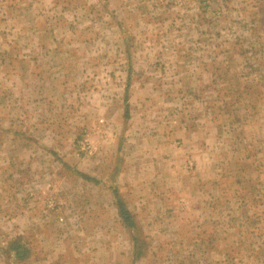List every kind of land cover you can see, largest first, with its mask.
Instances as JSON below:
<instances>
[{
	"label": "rangeland",
	"instance_id": "obj_1",
	"mask_svg": "<svg viewBox=\"0 0 264 264\" xmlns=\"http://www.w3.org/2000/svg\"><path fill=\"white\" fill-rule=\"evenodd\" d=\"M251 2L0 0V264L14 236L15 264H264L242 241L264 239ZM227 159L235 196L212 184Z\"/></svg>",
	"mask_w": 264,
	"mask_h": 264
},
{
	"label": "crops",
	"instance_id": "obj_2",
	"mask_svg": "<svg viewBox=\"0 0 264 264\" xmlns=\"http://www.w3.org/2000/svg\"><path fill=\"white\" fill-rule=\"evenodd\" d=\"M252 3V6L254 7V11H255V8H256V11L257 8H259L261 6V3L264 5V0H253ZM249 4V3H248ZM250 5V4H249ZM259 13V12H258ZM257 12H252L250 14V16H252L250 22H255V20H257V15H258ZM229 159H227L225 162H222V165L221 167L219 168V176L217 177L216 180H213L212 181V184L216 185V189L217 190V193L220 194L221 196H224L225 193H230V194H233L235 196V194H238L239 192V187L238 185L239 184H242V182L238 181L242 176V171L241 169L239 168V165L238 164L239 162L237 161V159L233 160V161H228ZM231 162L233 163L232 165V168L234 167V164L237 163V168L236 170H233L231 167ZM228 166V167H227ZM227 167V168H225ZM211 184V183H210ZM243 187V185H242ZM240 187V188H242ZM249 193V192H248ZM259 194L258 198H264V192H257ZM247 226L248 228V224L245 225ZM264 227L262 225H259L258 224H255L252 228L250 229H256L257 227ZM244 242V247H248V251H249V256L254 259V260H257V261H264V249L262 250L261 249V252H253L252 248H255L256 246L257 247H261V248H264V239H262L260 242H257V244L254 242V241H251L250 239L249 240H242ZM238 244L240 246L241 244V241L239 240L238 241ZM8 255V254H7ZM10 256V255H8ZM11 257V256H10ZM33 261L30 260V263L31 264H34L32 263ZM1 264H7L6 263V260L5 262L1 263ZM42 264H47V263H44L42 262Z\"/></svg>",
	"mask_w": 264,
	"mask_h": 264
},
{
	"label": "trees",
	"instance_id": "obj_3",
	"mask_svg": "<svg viewBox=\"0 0 264 264\" xmlns=\"http://www.w3.org/2000/svg\"><path fill=\"white\" fill-rule=\"evenodd\" d=\"M81 177L84 180L92 181L95 182V180H90L84 175H81ZM112 194L114 196V204L117 209L118 216L126 228H134L135 224L133 221V218L131 216V213L125 208L124 203L122 200L119 198L116 189L112 188ZM7 251H4L5 253H8V255L11 256L12 262L15 263H20L24 261L25 259L30 257V250L27 244L22 240L21 237L14 236L11 238V240L8 242V245L6 247ZM1 255H3L2 252H0ZM141 255V252H140Z\"/></svg>",
	"mask_w": 264,
	"mask_h": 264
}]
</instances>
